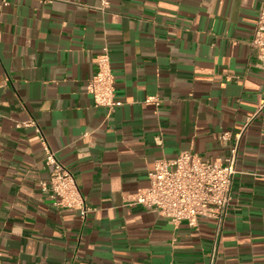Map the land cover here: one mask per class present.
Wrapping results in <instances>:
<instances>
[{
    "label": "crops",
    "instance_id": "1",
    "mask_svg": "<svg viewBox=\"0 0 264 264\" xmlns=\"http://www.w3.org/2000/svg\"><path fill=\"white\" fill-rule=\"evenodd\" d=\"M264 0H0V261L210 264L216 221L132 204L156 160L238 149L216 264H264ZM107 49L113 109L87 91ZM157 97L159 105L147 104ZM34 121L90 209H57ZM228 133L223 141L222 135Z\"/></svg>",
    "mask_w": 264,
    "mask_h": 264
},
{
    "label": "built area",
    "instance_id": "2",
    "mask_svg": "<svg viewBox=\"0 0 264 264\" xmlns=\"http://www.w3.org/2000/svg\"><path fill=\"white\" fill-rule=\"evenodd\" d=\"M6 3V0H2ZM251 47L256 53L259 68L264 71V1L257 18ZM97 73L88 81L87 91L97 107L113 109L123 105L116 99L115 76L107 49L96 59ZM147 104L159 105L157 97H148ZM17 127H34L40 135L46 152V165L50 167V178L42 182L43 191L48 192L57 209H74L86 218L90 209L78 187L73 174L57 159L34 121L18 123ZM229 134L221 139L226 141ZM238 149L231 150L224 162H211L192 152L180 153L173 159L156 160L149 174L150 185L139 191L132 200L133 205L155 208L161 217L174 225L187 222L195 226L202 219L216 221V239L210 264H216L220 238L223 233L227 209L231 202L232 186L237 174ZM0 264H3L0 261Z\"/></svg>",
    "mask_w": 264,
    "mask_h": 264
}]
</instances>
